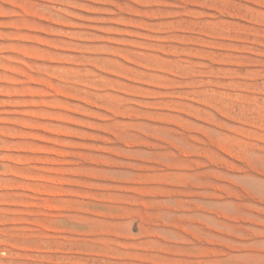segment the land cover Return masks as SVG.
Here are the masks:
<instances>
[{"label": "rangeland", "instance_id": "1", "mask_svg": "<svg viewBox=\"0 0 264 264\" xmlns=\"http://www.w3.org/2000/svg\"><path fill=\"white\" fill-rule=\"evenodd\" d=\"M0 264H264V0H0Z\"/></svg>", "mask_w": 264, "mask_h": 264}]
</instances>
